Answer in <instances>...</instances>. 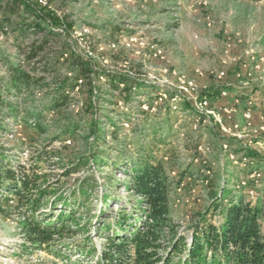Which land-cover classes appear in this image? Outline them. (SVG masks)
Listing matches in <instances>:
<instances>
[{
  "label": "rangeland",
  "instance_id": "obj_1",
  "mask_svg": "<svg viewBox=\"0 0 264 264\" xmlns=\"http://www.w3.org/2000/svg\"><path fill=\"white\" fill-rule=\"evenodd\" d=\"M43 1L47 6L32 2L37 16L24 14L25 7L8 14L9 22L0 27V58L20 66L21 50L53 28L57 34L48 54L58 53L67 43L91 68L93 81L75 90L69 105L52 112L51 94L58 85L49 84L55 76H68L72 68L60 65L43 74L38 67L33 75L43 78L39 85L9 98L30 124L0 120V167L2 171L25 167L41 176L39 186L47 195L39 218H56L62 209L74 232L58 241L54 253L26 250L13 210L16 197L0 190V264H96L106 242V224L117 220L121 208L130 211L136 200L125 189L126 176L115 170L114 160L150 146H155L156 156L176 182L171 216L186 248L194 222L223 187L244 194L264 210V4L260 0ZM7 4L0 0V22ZM23 21L30 27L26 38L19 36ZM2 59L0 77L6 81ZM111 70L132 71L145 87L131 96L121 95L98 75ZM190 80L198 91L186 99L179 87ZM214 93L218 96L211 99ZM204 97L214 113L207 115L206 123L205 116L198 123L194 100ZM250 99L256 104L255 113L247 122L243 114ZM183 100L192 108H183ZM233 121L240 124L242 139L223 131ZM111 122L119 128L118 140L108 136L114 130ZM257 140L261 141L254 143ZM241 146L257 154L246 167L237 153ZM254 169L263 175L258 183L248 179ZM261 224L264 230V218ZM182 252L174 256L175 263L184 261Z\"/></svg>",
  "mask_w": 264,
  "mask_h": 264
},
{
  "label": "trees",
  "instance_id": "obj_2",
  "mask_svg": "<svg viewBox=\"0 0 264 264\" xmlns=\"http://www.w3.org/2000/svg\"><path fill=\"white\" fill-rule=\"evenodd\" d=\"M7 1V12L0 22L1 28L3 24L9 22L8 14H16L22 7H25L24 14L33 13L37 16L34 8L24 6L22 0ZM41 26L42 23L37 29H41ZM20 27L19 36L26 38L30 27L24 21ZM47 31L21 50L20 66L10 65L0 58L4 64V72L8 75L6 81L4 76L0 77L1 121L12 119L17 124H30L29 119L21 113L20 106L11 102L9 98L14 93L20 95L24 90L28 91L34 85H39L43 78L35 79L36 76L33 75L38 67H42L43 74L50 73L60 65L69 64L72 68L71 77L55 76L49 84V87L58 85L53 91L54 97L49 105L52 112L69 105L73 100L72 93L78 87L84 86L87 81L89 85L92 84L91 68L81 55L71 54L67 43L58 53L48 54L57 33L53 28ZM103 74L112 90L119 91L121 95L131 96L134 93L133 87L138 91L144 86L141 81L124 74L111 71ZM80 80H83L82 85L79 84ZM121 84H124L125 88L121 89ZM2 91L6 96L1 94ZM217 96L218 93L209 95L211 99ZM181 103L187 110L192 108L185 100ZM111 124L114 130L108 136L118 140L119 128H116L113 122ZM93 132L97 133L98 129L94 128ZM105 136L107 137L106 133L102 138ZM100 138L97 136L96 142ZM225 141L224 139L223 142ZM259 141L261 140L254 143ZM227 142L229 143L228 140ZM154 148L155 146H150V149L142 148L132 156L124 152L114 160L115 170L126 176L122 181L125 189L136 200L132 203L130 211L121 208L117 220L106 224L104 228L106 242L99 252L96 264H177L174 256L183 253L182 250L185 259L178 264H264L262 206L246 199L242 193L233 194L225 187L219 195L213 194L207 208L194 222L191 242L186 248L185 238L179 235L178 227L171 216L172 188L176 182L169 176L163 161L156 156ZM237 153L252 159L257 157L256 152L247 147L241 146ZM0 179L1 192L16 197L13 210L19 216L21 231L26 241L25 249L32 253L39 251L54 253L53 248L57 246L58 241L74 231L64 220L66 214L62 209L58 210L56 218L51 215L39 218L38 215L44 210L47 195L39 186L42 177L35 175L33 171L27 172L25 167H19L17 170L8 168L4 171L0 167ZM237 185L240 184H236V187ZM75 217V214H72L71 218ZM53 220L55 222H51Z\"/></svg>",
  "mask_w": 264,
  "mask_h": 264
},
{
  "label": "built area",
  "instance_id": "obj_3",
  "mask_svg": "<svg viewBox=\"0 0 264 264\" xmlns=\"http://www.w3.org/2000/svg\"><path fill=\"white\" fill-rule=\"evenodd\" d=\"M34 0H22L24 6H30L32 8H35V6L32 4ZM35 1H38L39 4H43L44 6H47V3L44 2L43 0H35ZM261 3L264 4V0H260ZM39 12V11H38ZM133 40V39H132ZM72 53H75V54H78L80 55L76 50H73L71 49V54ZM66 58L68 57V55L65 56ZM111 72H117V71H113L111 70ZM119 73V72H117ZM120 74H124V75H127L129 78H132L134 80H137V81H141L140 79H138V77L135 76L134 72H130V71H126V72H123V73H120ZM98 75L100 76V79L105 81L106 82V76L103 74V73H98ZM223 75V73H222ZM69 77L72 76V73L68 74ZM91 79H92V74H91ZM79 84L82 85L83 84V80H80L79 81ZM80 87H78L76 90H78ZM120 88L123 89L125 88V85L124 84H121L120 85ZM133 91H136V88L133 87L132 88ZM53 91V89H52ZM197 91H198V87L196 85V82L194 80H190V81H187V82H184L180 87H179V93L180 95H182L184 98L186 99H189L193 94H197ZM163 96L167 99V96L168 94L167 93H164ZM54 97L53 93L51 94V98ZM170 97L172 98V96L170 95ZM173 101H176L177 100V97L176 98H172ZM195 102V107L193 108L197 114H198V118H197V122L200 123L203 119V116H205V118L203 119V123H206L207 122V118H210L209 116L207 117V115H212L214 112V108L211 106V103L210 101L207 99V97H204V98H199L198 100H194ZM255 102L250 99L248 100L247 104H246V108H245V111H244V118L247 122H249L251 120V118L253 117L254 113H255ZM174 108H176L174 106ZM231 118V116H229V119ZM197 127V126H196ZM240 124L233 121L232 122V125L229 126V127H224L223 128V131L225 133H230V134H233L234 137H238L239 139H242V136H241V131H240ZM258 143V142H257ZM225 148L229 147V145L225 144L224 145ZM240 161V164L241 166L243 167H246L248 165H251L252 164V161L253 159L252 158H249V157H246L244 155H242L241 159L239 160ZM235 164H238V161L235 162ZM263 175H262V172L261 170L259 169H254L248 176V179L250 181H253V182H256L258 183L261 179H262ZM243 185H245L246 183L245 182H242ZM253 193V192H252ZM251 193V194H252Z\"/></svg>",
  "mask_w": 264,
  "mask_h": 264
}]
</instances>
